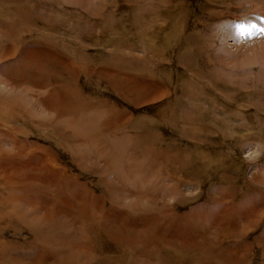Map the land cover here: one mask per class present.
I'll use <instances>...</instances> for the list:
<instances>
[{"label": "rangeland", "instance_id": "obj_1", "mask_svg": "<svg viewBox=\"0 0 264 264\" xmlns=\"http://www.w3.org/2000/svg\"><path fill=\"white\" fill-rule=\"evenodd\" d=\"M261 28L264 0H0V264H264Z\"/></svg>", "mask_w": 264, "mask_h": 264}, {"label": "snow or ice", "instance_id": "obj_2", "mask_svg": "<svg viewBox=\"0 0 264 264\" xmlns=\"http://www.w3.org/2000/svg\"><path fill=\"white\" fill-rule=\"evenodd\" d=\"M251 28L255 29L256 25H250ZM237 28L243 33V31L246 29L245 25H238ZM260 31L264 33V28H261Z\"/></svg>", "mask_w": 264, "mask_h": 264}, {"label": "bare ground", "instance_id": "obj_3", "mask_svg": "<svg viewBox=\"0 0 264 264\" xmlns=\"http://www.w3.org/2000/svg\"><path fill=\"white\" fill-rule=\"evenodd\" d=\"M238 32V31H237ZM250 54V53H249ZM253 54V53H252ZM254 54H256V53H254ZM43 55V54H42ZM254 56V55H253ZM253 56H252V58H253ZM248 57V56H247ZM255 57V56H254ZM240 60H241V58H240ZM21 71V70H20ZM22 75V74H21ZM12 77V76H11ZM42 78V77H41ZM7 79V78H6ZM6 79H3V81L4 80H6ZM8 79L6 80V81H4V86H6V85H8ZM2 82V81H1ZM1 84V83H0ZM114 216V215H113ZM118 217V216H117ZM124 217V216H123ZM133 233V232H132ZM152 235V234H151ZM154 236V235H153ZM158 239V238H157ZM151 241V240H150ZM149 242V241H148ZM145 243H147V242H145ZM151 243V242H150ZM160 243H163V242H160ZM166 243V242H165ZM148 244V243H147ZM174 246V245H173ZM175 249V248H174ZM165 251V250H164ZM208 256H209V254H208ZM218 257V256H217Z\"/></svg>", "mask_w": 264, "mask_h": 264}]
</instances>
